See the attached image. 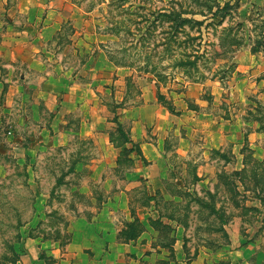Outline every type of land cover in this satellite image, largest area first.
I'll use <instances>...</instances> for the list:
<instances>
[{"label":"rangeland","instance_id":"1","mask_svg":"<svg viewBox=\"0 0 264 264\" xmlns=\"http://www.w3.org/2000/svg\"><path fill=\"white\" fill-rule=\"evenodd\" d=\"M21 1L2 0L1 35ZM25 1L42 19L56 11L57 30L37 42L43 72L0 55V264L27 239L63 253L72 220L96 222L113 204L118 229L152 237L155 264H227L243 246L264 264V7L175 0L207 15L191 31L205 57L186 74L166 52L169 24H152L172 0ZM213 2L231 6L212 19L200 4ZM116 21L133 34H113ZM127 214L143 222L127 229Z\"/></svg>","mask_w":264,"mask_h":264},{"label":"crops","instance_id":"2","mask_svg":"<svg viewBox=\"0 0 264 264\" xmlns=\"http://www.w3.org/2000/svg\"><path fill=\"white\" fill-rule=\"evenodd\" d=\"M0 1L1 15L6 10L3 7L4 2L2 0ZM232 1L231 4L237 2L240 5L251 4L253 7H264V0ZM37 6L31 3V1L24 2L22 0L19 5L9 10V12H12L10 20L13 23L11 33L8 31L6 34L1 35L2 30H4V23L0 18V37L3 38L0 40V55L6 54L9 56L13 55L15 58H22L25 62H28L27 66L29 68L43 72L47 70L43 60H34L37 54L41 52L39 46L42 45V42H40L41 45H38L37 42L51 40L54 36L57 30L56 23L53 20H49V16H51L50 14L56 13V11L48 12V17L42 19L38 13ZM21 18L25 22L24 26H22V22L20 21ZM40 22H44V24L48 23V27L44 28V31L42 30L43 35L36 37L37 30L35 27L39 26ZM47 75L50 74L47 73ZM43 95L45 98H42L45 100L49 97H54L49 91H45ZM85 136L86 138L94 137L93 132H88V129L85 131ZM119 210L120 206L113 204L111 207H107L99 212L96 222H88L83 219L72 220L71 240L66 245L63 253L60 250H51L49 243L46 242H41L36 239L23 240V252L17 249V254L20 255V259L10 264H47L46 257L43 255L45 253H47V257H52L56 260L55 264H155L157 258L152 253L153 239L150 235L146 237L138 236L128 241L122 238V230L118 229L119 222L116 221V215L118 212L120 213ZM122 210H124V207ZM125 220L124 226L131 223L133 218L131 217L130 219L127 214ZM146 228L149 229V227ZM245 249L247 248L243 246L240 251L230 252L226 259H224L227 261L224 262L234 264L233 261L237 260L238 256L241 261L240 264H249L247 262L248 256L245 255ZM240 253L243 255H239ZM179 256L177 257L178 260ZM196 257L192 264H201V262L203 263L205 261L203 256L197 255ZM215 264H218V262Z\"/></svg>","mask_w":264,"mask_h":264},{"label":"trees","instance_id":"3","mask_svg":"<svg viewBox=\"0 0 264 264\" xmlns=\"http://www.w3.org/2000/svg\"><path fill=\"white\" fill-rule=\"evenodd\" d=\"M112 1L127 2V0H112ZM195 2L199 3L200 1L195 0ZM214 5H215L214 2L212 3V5H209L208 3L200 4V6L207 8L209 12L210 11L212 12L214 7L216 8V11L211 13L212 19L218 18V13H217L218 11L228 10V8L231 6L229 3H226L223 7H221L220 5H215V6ZM124 6H122V8L125 12H127L124 9ZM152 15L154 16V21L152 23L153 25L155 23H158L159 25L168 23L170 26L169 28L170 30L168 32L169 37H168L167 45H166L167 47L166 52L168 55H171L172 57L176 58V60L174 61L175 63L173 67L179 70L181 69L183 73H186V74H190L193 71L198 72L199 61L205 57V53L201 51L202 50L201 49L202 45L200 42L201 31H199L200 33L198 32L197 35L192 34L191 31L201 30L202 26L204 25L203 20H197L194 16L201 15L205 17L207 15L204 14L202 11L199 13H196L193 11L183 9V7L179 5V3L175 0L171 1V6L169 9H159L158 11L152 13ZM145 18H146V21L147 20L149 21V18H147L146 15L142 17V19H145ZM122 24L123 22L116 21L115 25L110 27V30L116 36H118L122 30H125V32H127L128 35L130 34L132 35L133 32L128 27V25H125L123 27ZM135 24L139 26L140 23L135 22ZM138 31H141L140 28H138ZM141 38H143V36H141ZM252 52L255 53L256 51L253 50ZM146 70H147L146 71L147 73H151V74L152 72H155V71H148V69ZM157 97H158L159 102L162 103L164 106H166L165 105V100H166L165 95H163L160 91H158ZM166 107L172 114L175 112V107L173 105H168ZM135 221H137L138 225L140 226L141 224L140 219L136 218ZM158 221L161 223L160 219ZM134 222L128 223L126 225V228L128 229V227H134ZM121 236L126 241H128V240H133L137 238L138 234H133L131 236V235H127L126 232L122 231ZM218 264H223V263H218Z\"/></svg>","mask_w":264,"mask_h":264}]
</instances>
